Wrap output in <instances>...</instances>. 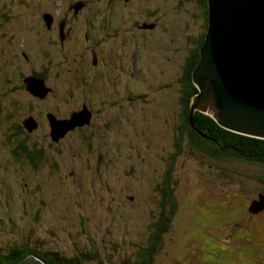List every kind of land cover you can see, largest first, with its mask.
Segmentation results:
<instances>
[{"label":"rangeland","instance_id":"1","mask_svg":"<svg viewBox=\"0 0 264 264\" xmlns=\"http://www.w3.org/2000/svg\"><path fill=\"white\" fill-rule=\"evenodd\" d=\"M90 1L87 8L82 2L86 15L93 10L100 16L102 3L104 7L111 5L118 10L115 14L119 35L130 33L138 39L136 44L126 45L122 62L115 52L110 54L115 57L110 68L131 72L137 82L130 85L132 96L123 90L114 96L109 90L106 98L107 103L124 100L123 118L128 115L124 123L87 87L93 82L100 86L96 78L101 74L100 68L84 75L87 67L73 63L74 46H50L52 36L42 31L38 14L58 15L59 8L67 10L69 0H0V246L27 242L29 248L62 252L68 260L79 253L81 264H143L135 251L148 246L150 221L158 218L164 202L160 187L173 156L171 188L179 206L158 252L161 254L153 264L164 262L163 252L176 236L183 241L186 235L194 237L186 231L191 223L215 225L219 218L222 223L215 226L221 227L206 231L205 226L206 235L214 233L222 242H230L231 238H222L241 228L257 242L264 236V214L251 217L247 212L264 188V170L232 159L217 161L196 147L190 148L186 137H180L183 96L179 78L187 70L186 56L199 32V4L193 0H131L124 5L121 0L119 6L117 0ZM143 22H159V26L151 32L126 30L132 23ZM39 41L44 45L34 44ZM119 42L111 38L105 48L116 51ZM133 50L135 61L130 57ZM44 71L54 95L59 91L68 99L80 93L93 107L94 117L88 129L84 127L87 124L82 125V142L70 134L60 143L48 144L49 131H54L48 126L40 127L34 135L23 134L25 146L30 148L36 141L46 162L52 163L49 169L44 161L34 169L29 167L30 161L26 165L10 154L13 141L19 136L16 124L13 129H9V124L22 120L25 113L35 112L38 107L51 105L58 113L65 112L66 106L52 94L47 103L40 102L22 86L25 76ZM31 79L35 78L28 80ZM86 91L90 96H85ZM86 117L90 119V115ZM78 122H82V117ZM68 125L70 122L65 123L63 130ZM170 205L167 203V208ZM34 207L39 208L37 213ZM222 228L224 234H220ZM255 244H246L249 264H258ZM82 253L90 258L82 261Z\"/></svg>","mask_w":264,"mask_h":264},{"label":"flooded vegetation","instance_id":"2","mask_svg":"<svg viewBox=\"0 0 264 264\" xmlns=\"http://www.w3.org/2000/svg\"><path fill=\"white\" fill-rule=\"evenodd\" d=\"M130 1L131 0H123V4L127 5L130 3ZM145 1H148V0H145ZM203 1L204 0H193V2L199 4V7H200V12H199L200 25L198 27L199 32L196 33L197 35L196 42L200 39V37L202 36V33L205 30L206 17H205V7L203 5ZM82 2L84 4L83 7H86V5L88 7V4L91 3L90 0L88 1L87 0H75V1L69 0L66 11H62L59 8L57 10L58 15H56L55 13L50 14L51 22H50V26L48 27L44 20V15L46 14V12L39 13L38 20L43 26L42 31L45 34L50 35V37L52 36L53 38L51 43L48 42L50 46L52 44H57V43L62 47H69V49L71 48L70 45L74 46V48L76 49L74 51L76 53L72 58L73 63L76 65H81V67L82 66L87 67V70L84 72V75L87 73V71H90L95 67L100 68L101 74L99 73L96 77L99 80L100 86H98L97 83L96 85L93 82V83H88L87 87L94 92L95 98H98L100 102L101 101L105 102L104 105L106 109L109 111L112 110L111 114H113V112L116 111L117 114L120 115L119 118L121 122L124 123V118L128 117V115H125V117L123 118V115L125 114L122 110L124 108V105H123L124 100L118 103L115 101L107 103L108 99L106 98L108 97L109 90H112V93L114 94V96H116L118 92L122 90H123V93L126 92L127 96H132L131 93H133L134 91L130 88V85L136 84L137 82L134 79V76L132 75L131 72L130 74H128L127 72L123 70L121 72V68H118V69L110 68L113 66L112 62L115 59V57H110V54L115 52L116 56H118V58L122 62V60H124L123 57H125V55L123 56V52L126 49V45H128V43L131 44V42L133 43L135 42L136 44L138 39L132 38L130 36V33H126L125 35L123 34L119 35L120 31L119 32L117 31L119 28V24L117 23L118 19L115 14L118 10L115 9V7L113 8L108 7V6L104 7L105 3L103 2L102 6L104 8L101 7L100 16L99 14H94L93 10H91V12L87 13L86 15L83 12ZM118 4L119 6H121L122 1L117 0V5ZM206 8L208 11L209 10L208 3L206 5ZM89 20H91V22H89ZM158 26H159V22L157 23L156 22H153V23L143 22L137 25L135 23H132L131 26L128 27V29L126 30L129 31V30H134V28H136L137 30H140L143 32L145 31L151 32V31H155V29L158 28ZM111 38H117L120 41L118 45V49H116V51H112L111 48H108V49L105 48V46L108 47V44ZM34 44L44 45V43L40 41L38 43L34 42ZM194 48L195 46L192 45L190 47L191 52L189 53L188 56H186L187 66L189 65V63L191 62L193 58ZM134 50L130 53V57L133 61H135L136 56H137L136 54H134L135 53ZM120 51H122V55ZM23 54L25 56V59H28V56L26 55V53L24 52ZM140 55H141V51L138 50V56ZM88 56H89L90 61H88ZM85 59H86V62H83V60ZM116 73H118L121 76H116ZM180 76L181 77L179 78V83L182 85L183 80L185 78V72L183 71V74ZM29 78L41 79L44 83L45 88L48 89L44 97H40L39 95H34L32 93V96H35V98H37L38 101L40 102L46 101L47 103V101L49 100V97L52 94L54 99H57L59 102L61 101L62 104H64L67 108L64 106L65 112L63 113L59 111L58 113V111H56V108H52L51 105L48 107H44V108L38 107L34 109L35 112L31 110V111H28L29 113H25L22 120L18 119V122L13 121L12 124H9V129L11 127L13 129V124H16L15 125L16 135L19 136L15 141H13L14 146L13 148H10V152H11L10 154L12 155L14 159L19 158L21 159V162L23 160L26 165L30 161L29 167H31L32 165L34 169L38 168V166H40L44 161L45 167L49 169V165H52V163H50L51 161L48 159H47L48 161L46 162L45 153L43 149L38 148L39 145L37 144L36 141H33V144L31 145L30 148L27 147L31 151V159H27L21 156L20 149L22 148V146L26 147L25 141H24L26 139H23L22 135L23 134L26 135L25 133H31L34 135L36 133V130L39 129L40 127L45 126L47 128L48 126L50 129L51 128L54 129L53 132L51 131V134L49 131V137H50L51 142L50 143L47 142L48 144H51L52 142L54 144L60 143L61 140L65 139L70 134L76 135L78 137L79 142H82V129L84 127L85 129H88L90 127L89 124H91L93 121L92 118L94 117V111H93V107L91 106V104L87 101V97L82 99L80 93H76L72 96H69L68 99H66L64 94L59 95V91H58V94L57 92H55V95H54L52 87L50 86L49 83H47L45 71L38 72V73L33 72L31 75L25 76L22 79V83H23L22 86H24L27 92H30L27 89V81ZM7 82L9 81L7 80L6 83ZM85 96H90V92L88 93L86 91ZM83 108L89 111V115H90L89 123L87 125H84V127H82V122H79L77 125H75V127L63 130L65 123L69 122L71 118L73 117L72 116L73 113L76 112L75 115L82 114V110H84ZM181 112H182V109H181ZM17 117L18 116H16V118ZM81 117H79L77 120L79 121ZM63 120H66V122L63 123ZM1 123H2V120H0V130L2 129ZM5 124H6L5 130L7 131L8 123L5 122ZM54 124H61L60 127L62 128L60 130H56L55 129L56 127L54 128ZM179 128H181V126H179ZM14 134H15V131H14ZM19 138L22 140H20ZM14 149H16L17 152H19V155H15L13 153ZM169 161L170 162L167 167L168 172L166 171L165 173V183L160 187V190L164 185H167L166 183L167 175L169 174V177H171V171L169 173V170H170L169 166L172 162V157L169 159ZM53 166H56V164L53 163ZM5 169L7 170V166H5ZM167 186L170 187V184ZM259 195H264V193L260 192ZM129 198L132 199L133 197H129ZM33 206L34 205H32V207ZM34 210H35V213H37L39 208L34 207ZM247 211H248V208H247ZM247 213L251 217H256L255 215H257V217L258 216L261 217V215L264 214V210L257 214H252L249 211ZM191 224H192L191 226L190 225L186 226V231L187 233H191L192 235L194 234V237H189V236L187 237L186 235L185 241H183V238L181 240L178 236H176L175 237L176 240L171 242L167 246L166 252H163L164 257L162 258V260H164V262L162 264H244V258L245 260L247 259L245 263L249 264L248 259L250 260V258L247 255V251L245 250L247 247L246 244L251 243V241L256 243L255 246L257 247V250H258L256 257H259V258L255 262H258V260L261 258L262 260L260 259V263L258 264H264V258H263L264 257V236L260 239H257V242H256L254 241V239L252 240L251 237L248 235L249 232H247L248 233L247 234L246 230H244V233L242 232L241 233L242 235H239V236H236L237 234L234 235L232 234V232H230L228 235H226L222 239L231 238L232 241L222 242L221 240L216 238V234L213 233V235L211 234L206 235L204 232L205 230L206 231L212 230V227H216L214 226V223L207 224V225L206 223H204L205 225H202V226H195L193 223ZM247 226L248 225L244 227L247 228ZM204 227L206 228L205 230H204ZM263 231H264V228H263ZM224 233L225 232L222 228L220 234H224ZM15 243H22V242H15ZM48 252L51 253L52 256L54 254H57L58 257L67 258V256L62 252H58L54 250L48 251ZM183 253L184 255H181ZM75 256L78 257L79 253L73 255L72 257H75ZM252 263L254 262H251L250 264Z\"/></svg>","mask_w":264,"mask_h":264},{"label":"water","instance_id":"3","mask_svg":"<svg viewBox=\"0 0 264 264\" xmlns=\"http://www.w3.org/2000/svg\"><path fill=\"white\" fill-rule=\"evenodd\" d=\"M208 9L207 34L192 71L197 92L189 122L198 110L226 130L264 139V0H208ZM44 20L50 26L51 16ZM27 89L40 97L48 91L41 79L28 80ZM86 115L78 114L82 125L89 123ZM76 116L67 129L79 123ZM262 210L264 195H259L249 212ZM14 264L46 263L30 255Z\"/></svg>","mask_w":264,"mask_h":264},{"label":"trees","instance_id":"4","mask_svg":"<svg viewBox=\"0 0 264 264\" xmlns=\"http://www.w3.org/2000/svg\"><path fill=\"white\" fill-rule=\"evenodd\" d=\"M207 3L208 0L203 1L206 17L205 30L202 33L200 39L196 42L195 38L193 42V45L197 49L194 48L193 58L190 63L188 62L189 65L187 66V70L185 71V78L181 85V94L183 96V99L182 122L181 128H179L180 137H186L189 144H191L190 148L196 147L197 150L202 151L209 157H214L217 161L232 159L254 165L264 170V139L250 137L226 130L219 126L211 116L198 110L195 111L192 116L193 124H190L189 122L190 109L192 104L194 103V97L197 92L196 86L194 85L192 80V71L199 60L200 47L205 41L208 29L209 10L207 11L206 8ZM108 7L110 6L108 5ZM176 147H178L177 143ZM20 150L21 156L27 159H31V151L27 147L22 146ZM13 153L15 155H19V152H17L16 149L13 150ZM174 159L175 157L173 156L172 162L169 166V173L173 168L172 165ZM262 181L264 182V179ZM166 183L167 185L170 184V187L164 185L161 188L163 189V191H161L160 194L162 193L164 202L161 204L159 211L160 213L159 216H157L158 218L151 219L152 231H150L149 234L148 246L141 250L137 249L135 251L136 256L139 257L143 264H153V262L156 261L157 256L160 254L158 252L163 248L165 234L168 232V230H171L173 215L175 216L178 210L179 205H177V201L175 200V197L173 195L174 193L173 189L171 188V177H169V174L167 175ZM261 191L264 193V188L261 189ZM170 202L171 205L167 208V203ZM0 204L3 203L0 201ZM164 204L166 205L164 206ZM4 218H7V216L5 215ZM219 220L220 219L217 218V220L215 221V225L222 223V221ZM236 230H239V232H232V234L234 235L237 234L236 236H239L242 232H244L241 228H238ZM33 243L35 244V242ZM166 244H168L167 240ZM28 246L29 245L27 242L10 243L6 248L0 246V264H14L21 260H24L30 255L36 256L46 264H81V261L76 256L68 260L64 257H58L57 254H54L52 256V254L48 251H41L34 248L33 246L32 248H29ZM252 248L253 247L251 246V249ZM181 255H184V253ZM88 258H90V256L86 255V253H82V261H85ZM254 258L256 259L255 261H257L259 257ZM260 259L258 260V263H260Z\"/></svg>","mask_w":264,"mask_h":264},{"label":"bare ground","instance_id":"5","mask_svg":"<svg viewBox=\"0 0 264 264\" xmlns=\"http://www.w3.org/2000/svg\"><path fill=\"white\" fill-rule=\"evenodd\" d=\"M88 114H89V111H87V110H85ZM77 118H79V116H78V114H77V116H76V118L75 119H77ZM62 127H57V128H55L56 130H60Z\"/></svg>","mask_w":264,"mask_h":264}]
</instances>
